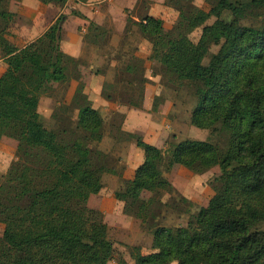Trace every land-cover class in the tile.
<instances>
[{"label":"trees","instance_id":"obj_1","mask_svg":"<svg viewBox=\"0 0 264 264\" xmlns=\"http://www.w3.org/2000/svg\"><path fill=\"white\" fill-rule=\"evenodd\" d=\"M49 1L63 6L67 0ZM2 3L0 140H15L16 150L0 181V264H107L114 251L108 226L101 212L88 206L89 197L102 188L104 169L89 144L101 139L95 128L102 119L84 94H75L72 102L85 103L77 107L76 123L86 133L72 130L67 139L66 131L44 125L38 106L46 84L66 82L77 57L61 49L58 22L36 38L33 48L11 43ZM177 8L175 24L162 37L157 36L160 17L146 13L134 23L150 42L148 60L192 87L191 123L225 132L226 143L184 139L166 142L163 150L137 137L143 160L114 195L123 201L125 214L144 223L156 218L150 212L161 206L163 195L175 192L165 175L174 165L197 174L216 165L222 177L207 205L186 225L151 226L155 251L136 252L133 259L136 264H264V0H217L208 11L180 0ZM225 10L233 16L230 21L221 18ZM252 11L263 17L261 23L243 24ZM210 17L215 19L205 23ZM199 27L193 41L189 35ZM213 46L217 50L210 54ZM126 69L136 73L144 65ZM143 193L149 194L146 199Z\"/></svg>","mask_w":264,"mask_h":264},{"label":"rangeland","instance_id":"obj_2","mask_svg":"<svg viewBox=\"0 0 264 264\" xmlns=\"http://www.w3.org/2000/svg\"><path fill=\"white\" fill-rule=\"evenodd\" d=\"M188 1L208 11L217 0ZM78 3L67 0L60 6L49 0H3L2 5L6 8V17L10 22L7 37L20 48H33L38 35L57 22L63 37L65 32L72 35L63 39L68 47L75 45L77 48V37H81L82 52L76 61L69 64L68 80L64 83L47 82V89L39 100L38 111L48 129H62L69 139L72 130L77 135L86 133L76 123L77 107L85 103L80 98L81 101L78 99L72 102L73 96L84 94L90 106L97 110L102 123L95 128V132L101 135V139L98 141L92 138L89 144L95 163L102 166L104 171L102 188L89 197L88 206L100 211L108 226L114 251L107 264H136L133 259L136 252L145 255L155 251L151 226L186 225L190 215L207 205L214 194V186L218 185L222 177L216 165L200 174L181 165H174L165 175L175 192L163 195L161 206L151 210L150 213L156 214V218L153 220L151 216L147 217L142 223L134 215L125 214L124 203L115 198L114 191L124 187L125 178L133 174L141 160V150L135 144L137 137L147 141L141 136V127L148 124L150 129L154 124L158 125L160 134L155 129L152 133L157 145L163 150L167 147L166 142L176 143L184 139L209 140L223 146L227 134L199 128L191 123L195 106L192 87L186 83L179 84L165 74L157 62L148 60L150 42L134 23L136 17L141 18L147 11L153 13L163 20L162 29L157 34L162 37L177 20L180 0H124L120 10L114 7L116 9L113 12V8H109L113 0H95L93 5L98 12L93 18L82 13ZM105 13L107 15L104 16ZM232 17L228 10L221 13V18L226 21ZM214 19L210 17L205 23H211ZM262 19L258 11H252L241 22L259 25ZM25 27H33L28 37L23 34ZM200 32L201 28H196L189 37L196 41ZM216 50L217 47L213 46L210 54ZM143 65L144 70L139 69L136 73L126 69ZM4 70L0 60V73ZM141 75L144 77L143 83L139 81ZM107 95L113 98L109 99ZM127 121L133 123V130L123 129L124 124L128 126ZM15 150V140L5 136L1 138L0 181L15 159ZM148 195L143 193L142 197L146 199ZM181 197L189 202H182ZM3 227L0 222V235Z\"/></svg>","mask_w":264,"mask_h":264},{"label":"crops","instance_id":"obj_3","mask_svg":"<svg viewBox=\"0 0 264 264\" xmlns=\"http://www.w3.org/2000/svg\"><path fill=\"white\" fill-rule=\"evenodd\" d=\"M94 1L95 0H88L87 2H84V3H78V4H80L79 5V10L82 12V13H84L86 16H88V17H90V18H93L95 15V13H97L98 12V10H97V8H95L94 7ZM123 2H124V0H113V4L112 5H110L109 6V8H113L112 9V12L114 11V9H118V10H120V6H122V4H123ZM113 6V7H112ZM114 7H116V8H114ZM108 10V9H107ZM147 13L149 14V15H153V16H157V15H155V14H153V13H150V12H148L147 11ZM105 15H107V13H105L104 14V16ZM31 20H33L31 17H29ZM88 22V21H87ZM27 25V24H26ZM29 25H27V27H28ZM30 26H32V25H30ZM84 29V28H83ZM25 31H24V33L23 34H25V35H27L26 37H28L29 36V34H30V30L32 31L33 30V27L31 28V27H29V28H26L25 27V29H24ZM43 33V32H42ZM65 35H64V37H63V34H62V36H61V40H60V45H61V49L65 52V53H67V54H69L70 56H72V57H78V56H80L81 55V46H82V40H81V37H77L78 39H77V43H78V45H77V48H75V45H70L69 47L64 43V40H66L67 38H69L70 36H72V35H69L68 34V32H65L64 33ZM40 35H41V33H40ZM40 35H38V36H40ZM78 35V34H77ZM8 38V37H7ZM64 39V40H63ZM8 40H9V38H8ZM10 41V40H9ZM11 42V41H10ZM11 43H13V44H15L17 47H20L19 45H17L15 42H11ZM0 60L2 61V59L0 58ZM2 64H3V62H2ZM4 65V64H3ZM4 69H5V66H4ZM1 74V73H0ZM126 122V121H125ZM127 123H128V126H126L125 124H124V127H123V129H125V130H129V131H131V130H133L132 128H133V123L130 121H127ZM132 126H130V125ZM158 125H153L152 127H150V129H148V124H146L145 126H143V127H141V132H143V133H141L142 135V137H144L147 141H148V143L149 142H151L150 144H153V145H155V146H158L159 147V145H157V140L155 139V137H154V135H153V131H154V129L155 130H158V133L160 134V131H159V129H158V127H157ZM146 141V142H147ZM164 141V140H163ZM161 148V147H160ZM141 149H139V151H140ZM142 151V150H141ZM140 151V154H141V160L139 161V163L136 165V167L142 162V160H143V152H141ZM136 167L134 168V171H135V169H136ZM134 171H133V174H134ZM132 174V175H133ZM132 175L130 176V177H127V179L128 178H131L132 177Z\"/></svg>","mask_w":264,"mask_h":264}]
</instances>
